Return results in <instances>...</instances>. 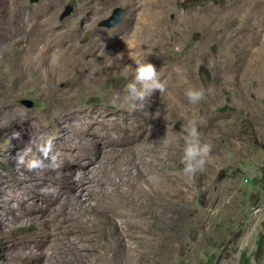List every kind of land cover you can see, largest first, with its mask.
I'll return each instance as SVG.
<instances>
[{
  "label": "rangeland",
  "instance_id": "obj_1",
  "mask_svg": "<svg viewBox=\"0 0 264 264\" xmlns=\"http://www.w3.org/2000/svg\"><path fill=\"white\" fill-rule=\"evenodd\" d=\"M133 2L0 0V264H264V0ZM117 8L122 23L101 26ZM147 8L160 32L143 26ZM97 37L110 51L99 60ZM137 60L166 82L143 108L126 88ZM193 87L206 90L197 104ZM193 120L212 147L189 177ZM48 137L61 168L16 164ZM87 166L121 185L83 192L82 209L87 177L71 194L61 177Z\"/></svg>",
  "mask_w": 264,
  "mask_h": 264
},
{
  "label": "clouds",
  "instance_id": "obj_2",
  "mask_svg": "<svg viewBox=\"0 0 264 264\" xmlns=\"http://www.w3.org/2000/svg\"><path fill=\"white\" fill-rule=\"evenodd\" d=\"M134 78L127 83L128 98L133 102V106L144 107V101L152 96L155 91L164 92L166 82L160 78L156 67L146 60L135 61ZM206 90L203 87L189 88L185 91V96L192 104L199 103L205 97ZM153 116L155 115L152 114ZM54 137H48L37 146L41 154L37 157L29 158L32 153L31 140L26 142L24 147L19 149L15 155L17 165H25L30 171L41 170L45 168L59 169L63 166V160L57 152L54 151ZM212 145L201 141V134L198 131L197 121H190L185 128V138L181 163L182 172L189 177L197 172L203 171L206 158L211 151ZM26 158L27 162H26ZM54 190V189H50Z\"/></svg>",
  "mask_w": 264,
  "mask_h": 264
},
{
  "label": "bare ground",
  "instance_id": "obj_3",
  "mask_svg": "<svg viewBox=\"0 0 264 264\" xmlns=\"http://www.w3.org/2000/svg\"><path fill=\"white\" fill-rule=\"evenodd\" d=\"M136 0H134V2H135ZM139 1V0H138ZM130 2H132V1H130ZM133 2V3H134ZM142 2V1H141ZM140 2V3H141ZM156 2V1H155ZM137 4H138V2H136ZM148 3V2H147ZM154 3V2H153ZM132 4V3H131ZM136 4V7L138 6ZM144 4V3H143ZM143 4H142V6H143ZM151 4V3H150ZM141 5V4H140ZM154 5H156L157 6V2L156 3H154ZM159 5V4H158ZM134 7L132 8V9H134L135 8V4L133 5ZM142 6L140 7V8H142ZM139 7V6H138ZM147 7V6H146ZM145 7V8H146ZM130 8V9H131ZM159 8V7H158ZM136 9V8H135ZM142 9H144V8H142ZM148 9V8H147ZM154 9H156V8H154ZM145 10V9H144ZM148 10H150V11H152V8L151 9H148ZM158 11V10H157ZM133 12V11H132ZM139 12H141L140 10H139ZM143 13V12H142ZM146 15L145 16H147V17H144L145 18V20H147V22L146 23H142V24H144L143 26L145 27V28H147L148 30H149V32H155L157 29L159 30V28H157V26L156 25H154V23L156 24L157 23V21L155 22V20L156 19H159L157 16H156V12H154V11H152V12H148V14L147 13H145ZM159 16V15H158ZM137 17H138V14H137ZM157 17V18H156ZM139 18V17H138ZM147 18V19H146ZM140 19H142L143 20V18H140ZM139 19V20H140ZM138 20V19H137ZM163 21V20H162ZM162 21H160V22H162ZM139 22L140 21H138V24H139ZM159 23V22H158ZM164 23V22H163ZM160 24H162V23H160ZM141 24H139V26H140ZM158 25V24H157ZM163 25V24H162ZM94 25H92V27H93ZM154 26V27H153ZM154 28V29H153ZM146 29V30H147ZM158 32V31H157ZM156 32V33H157ZM159 32H160V30H159ZM158 34V33H157ZM29 35V34H28ZM35 36V35H34ZM157 36V35H156ZM135 37H137V36H135ZM153 37V36H152ZM27 38V37H26ZM136 39V38H135ZM139 40V39H138ZM137 40V41H138ZM107 43H109V42H107ZM120 43V42H119ZM115 44V43H114ZM118 45V44H117ZM104 46V47H103ZM112 46V45H111ZM103 47V51H102V53L101 52H99V50H100V48H102ZM117 47V46H116ZM119 47V46H118ZM121 47V46H120ZM92 49H94V52H93V54H95L97 51L99 52V54H97V57L98 58H95L96 60H99V59H101V56L103 55V53H105V52H108V53H110V51H107V48H106V44H105V39L103 38V37H97V38H95V39H93V40H90V45H89V48H88V50H92ZM121 50H122V48H121ZM101 51V50H100ZM113 51V50H112ZM126 51H128V50H126ZM118 52V51H117ZM125 55V54H124ZM107 57V56H106ZM116 58V57H115ZM95 60V61H96ZM106 60V59H105ZM95 61H91V63H95ZM114 61V60H113ZM98 62V61H97ZM130 63V62H129ZM160 98V97H159ZM163 100V99H162ZM90 167V166H89ZM89 167L87 166V167H85L84 168V170H83V172H81L80 174H78V178L77 179H74V170H72V171H70V173H68V174H65V175H63L62 177H61V179H62V181H65V180H67L68 178H72V187H71V189L69 190H67L66 191V193L67 192H69V194H71L72 192H73V190L75 189V187H76V185L79 183V181L81 180L82 182L84 181V179L87 177V171H89ZM108 171V170H107ZM118 172V171H117ZM110 178V177H109ZM60 179V180H61ZM65 179V180H64ZM111 180H112V178H111ZM110 179H108V180H106V181H103V180H97V179H94L92 176L91 177H87V181L86 182H83L81 185H80V189H81V193H79V197L77 198V201H76V205L77 206H79L80 208H84V209H88V208H90L91 207V204H86V202L85 201H83L82 199H81V197L83 196V192H86L87 193V195L90 197V198H95V199H106L107 198V190H106V185H107V183L108 184H112V185H114V187L115 186H119V185H121V182H114L113 183V181H112V183H110V181H111ZM86 184V185H85ZM95 187H99V190L97 191L96 189H95ZM126 194V193H125ZM109 204H104L103 205V208L105 207V206H108ZM110 206V205H109ZM94 210H95V207H94ZM146 213V212H145ZM105 214H107V212H106V210H103V214H98V215H101V220H103V222L105 221V220H107V221H109L108 220V218H109V216L107 217V216H103V215H105ZM107 218V219H106ZM133 226V225H132ZM116 230L118 231L119 229H118V227L116 228ZM114 231V228L111 226H109V228H108V232L111 234L112 232ZM124 234H122L121 233V236L118 238V240L120 241V243H122L123 244V242H122V239L124 238V236H123ZM119 255V254H118Z\"/></svg>",
  "mask_w": 264,
  "mask_h": 264
},
{
  "label": "water",
  "instance_id": "obj_4",
  "mask_svg": "<svg viewBox=\"0 0 264 264\" xmlns=\"http://www.w3.org/2000/svg\"><path fill=\"white\" fill-rule=\"evenodd\" d=\"M30 2L32 4L39 2V0H30ZM71 12V8H68L66 13L63 15L64 16H68ZM123 20V10L120 8L115 9L113 15L104 20L101 23V26L103 27H107V28H113V27H117L122 23ZM25 105H27L28 107H32L34 105V103L32 101H24Z\"/></svg>",
  "mask_w": 264,
  "mask_h": 264
}]
</instances>
